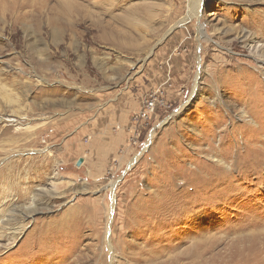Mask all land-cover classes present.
Segmentation results:
<instances>
[{"label":"rangeland","instance_id":"1","mask_svg":"<svg viewBox=\"0 0 264 264\" xmlns=\"http://www.w3.org/2000/svg\"><path fill=\"white\" fill-rule=\"evenodd\" d=\"M12 1L0 264H264V0Z\"/></svg>","mask_w":264,"mask_h":264},{"label":"bare ground","instance_id":"2","mask_svg":"<svg viewBox=\"0 0 264 264\" xmlns=\"http://www.w3.org/2000/svg\"><path fill=\"white\" fill-rule=\"evenodd\" d=\"M14 1V0H13ZM12 1V2H13ZM22 2V1H21ZM203 2V0H191V2H190V14L187 16V17H185L184 19H183V21L179 24V25H181V24H185V23H189V22H191V20L193 19V18H198V19H201L202 18V15H201V11H202V3ZM19 4V3H18ZM23 4V3H22ZM20 5H21V3H20ZM12 6V5H11ZM13 7V6H12ZM15 7V6H14ZM20 7V6H19ZM78 12V11H77ZM6 14V13H5ZM16 14V13H15ZM19 20V19H18ZM16 21V20H15ZM260 21V20H259ZM16 24V23H15ZM261 25L262 26H264V20H263V22H261ZM204 27H203V25H201V27H200V29H199V35L201 36V35H205L204 34ZM206 33V32H205ZM246 36V35H245ZM248 37V36H247ZM245 38V42H248L249 41V39L248 38ZM263 38V37H262ZM200 39V38H199ZM247 45H249V43L247 44ZM263 52V51H262ZM263 55V54H262ZM260 62H262V61H264V60H259ZM259 62V63H260ZM263 63V62H262ZM262 63H261V65H262ZM263 65H264V63H263ZM199 80V79H198ZM258 100V99H257ZM255 101V100H254ZM259 104V103H258ZM261 105V104H260ZM257 106V105H256ZM242 116L246 119V118H252V117H249V115H248V113H243L242 114ZM262 118V117H261ZM253 119V123L255 124V126H249V125H245V128H247V126L248 127H251V128H249L250 130L251 129H256V128H258L256 125H258V122H256V121H258V120H256V121H254V118H252ZM256 119V118H255ZM248 120V119H247ZM219 124V123H218ZM264 129V128H263ZM253 131H257V130H253ZM229 133V132H228ZM233 134V133H232ZM223 143H225V142H223ZM222 149V148H221ZM221 154H223V153H221ZM214 159V158H213ZM215 160V159H214ZM224 160V159H223ZM223 160H221V159H217L216 158V162H218V163H220V164H222L223 166H225V163H224V161ZM135 161L136 160H134L133 162H131V165H130V167H133L134 166V164H135ZM226 167L228 168V165H226ZM219 168V167H218ZM217 170H219V169H217ZM207 174V173H206ZM209 174H211V173H209ZM219 174V173H218ZM231 174V173H230ZM212 175V174H211ZM224 175V174H223ZM233 175V174H232ZM217 176V175H216ZM226 176V175H225ZM240 176V175H239ZM241 177V176H240ZM202 178V177H201ZM235 178H237V177H235ZM242 179V178H241ZM114 187V186H113ZM112 214H113V211H112ZM17 233H13L12 234V240L13 241H15L16 239H17V236L18 235H20L22 232H23V229H19L18 231H16Z\"/></svg>","mask_w":264,"mask_h":264},{"label":"built area","instance_id":"3","mask_svg":"<svg viewBox=\"0 0 264 264\" xmlns=\"http://www.w3.org/2000/svg\"><path fill=\"white\" fill-rule=\"evenodd\" d=\"M154 111H155L154 106L149 105L148 106V114H147L146 117L149 118L150 117V113L152 114V113H154ZM143 117H145V116L143 115Z\"/></svg>","mask_w":264,"mask_h":264},{"label":"water","instance_id":"4","mask_svg":"<svg viewBox=\"0 0 264 264\" xmlns=\"http://www.w3.org/2000/svg\"><path fill=\"white\" fill-rule=\"evenodd\" d=\"M83 161L82 160H79L77 166L80 167L82 165Z\"/></svg>","mask_w":264,"mask_h":264}]
</instances>
